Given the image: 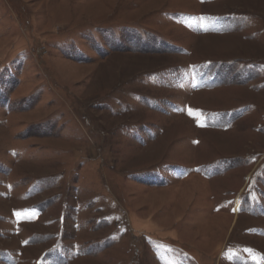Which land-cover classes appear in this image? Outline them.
<instances>
[{
  "label": "rangeland",
  "instance_id": "obj_1",
  "mask_svg": "<svg viewBox=\"0 0 264 264\" xmlns=\"http://www.w3.org/2000/svg\"><path fill=\"white\" fill-rule=\"evenodd\" d=\"M0 264H264V0H0Z\"/></svg>",
  "mask_w": 264,
  "mask_h": 264
}]
</instances>
